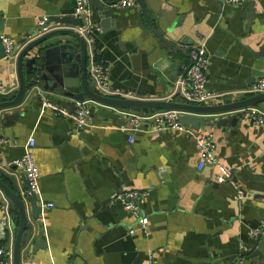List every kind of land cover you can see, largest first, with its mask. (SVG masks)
Masks as SVG:
<instances>
[{
    "label": "crops",
    "instance_id": "obj_1",
    "mask_svg": "<svg viewBox=\"0 0 264 264\" xmlns=\"http://www.w3.org/2000/svg\"><path fill=\"white\" fill-rule=\"evenodd\" d=\"M136 1V7H113L111 22L92 19L97 58L108 68L115 92L111 97L186 103L177 82L191 63L193 45L203 46L209 62L205 86L212 98L207 105L255 95L248 90L264 75V55H254L264 42V0H247L239 6L224 0H143L146 18ZM251 1L255 18L247 21ZM73 5L74 0H0L4 22L0 34L21 48L40 34L28 35L38 28L40 18ZM138 17L147 34L136 26ZM60 27L65 26L49 29ZM12 61L0 59V86L16 90ZM23 72L38 97L29 96L0 111V181L19 196L26 189L21 170L8 163L23 155L30 138L39 172L40 214L33 219L26 208L28 228L20 264H25L26 252L37 241L44 247L36 248L32 264H148L150 254L153 264L236 260L264 264V227L255 239L248 234L264 221V201L252 199L264 197V125L254 126L229 113L184 114L204 119L226 116L229 121L219 127L187 125L186 131L160 132L149 120L133 130L128 113L143 115L158 109H115L91 102L89 125L76 134L71 119L39 111L43 95L70 111L68 99L38 86L32 79H38L36 73L25 68ZM87 81L92 88L88 73ZM254 106L264 111V102ZM231 116L238 117L236 123H231ZM203 132L213 134L218 158L234 168L235 179L247 191L241 206L230 182L215 181V166L197 169L195 139ZM127 190L148 191L138 201L140 214L147 219L146 233L138 230L136 219L119 201L111 199L113 193ZM5 200L11 215L14 209L0 193V221ZM46 202L53 206L44 207ZM13 224L12 235L0 225V242L13 244L14 218Z\"/></svg>",
    "mask_w": 264,
    "mask_h": 264
},
{
    "label": "water",
    "instance_id": "obj_2",
    "mask_svg": "<svg viewBox=\"0 0 264 264\" xmlns=\"http://www.w3.org/2000/svg\"><path fill=\"white\" fill-rule=\"evenodd\" d=\"M116 1L118 0H91L90 9L92 19L99 23H103L104 20L111 22L112 4ZM138 2L146 18L148 12L144 2L143 0H138ZM253 5L254 2L251 1L248 6L250 15L245 17L247 21L255 18ZM72 13L73 8L50 10L47 13L48 17L46 21L41 26L38 25V28H33L28 33V35L40 34L24 44L17 54V46L9 53L7 59L13 60L18 87L16 90H11L8 95L0 94V111L20 105L29 96L34 98L38 97V92L36 90L35 92L33 91V85L25 79L23 68L26 69L27 73H36L38 77V79H36L37 85H41L43 90L56 93L68 99L67 105L70 107V111L76 109L74 101L81 102L85 98L101 106L115 109L133 108L135 110L141 109L144 111L152 109L175 110L198 115H224L232 110L246 108L264 102V93L255 94L251 97L231 103H221L217 105H192L164 100L126 99L100 95L88 84L86 71V43L83 36L75 29L78 20L72 16ZM59 24H64L65 27L49 29L50 26ZM136 26L143 31L142 34L148 33L143 26L141 17H138ZM3 28L4 22L0 14V33ZM43 28H46V30H43ZM115 30L122 32V29ZM153 33L156 34V32ZM25 38L26 36L22 41ZM118 38H120V36ZM130 41L137 42L136 38H132ZM254 55H264V42L260 46L258 52H254ZM3 58L6 57L0 39V59ZM98 111L105 113L106 110L99 109ZM12 116L13 115L5 117ZM210 119L186 115L179 116L181 124L191 126L195 129H198L202 125L210 124H216V126L219 127L225 125L229 121V118L226 116ZM237 120V116H231L230 118L231 123H236ZM10 186L13 185L10 184ZM23 186L26 188L27 183ZM0 193L4 198L10 200L14 209L19 214V223L15 229L12 248V264H20L22 247L24 246V233L26 228H28L26 208L30 209L32 218L37 219L40 214V206L37 204L36 194L29 197L27 206L16 192L12 191L1 181ZM43 247L42 241L35 242L25 254V264H32L30 258L36 252V248ZM256 254H258V251ZM0 264H6V259L2 254H0Z\"/></svg>",
    "mask_w": 264,
    "mask_h": 264
},
{
    "label": "built area",
    "instance_id": "obj_3",
    "mask_svg": "<svg viewBox=\"0 0 264 264\" xmlns=\"http://www.w3.org/2000/svg\"><path fill=\"white\" fill-rule=\"evenodd\" d=\"M230 5H243L247 0H224ZM90 0H74L73 5V17L78 20L76 25L77 32L83 36L86 43V69L90 83L93 90L96 93L103 96H113L115 93L110 88L108 68L105 64L98 60L97 49L94 46V38L92 32L95 28L90 13ZM136 0H118L112 4L114 8L123 7H136ZM45 16L39 19L38 25H42L46 21ZM46 30V28H43ZM1 43L4 47L5 57L8 58L9 53L17 46V42L8 36L0 34ZM22 48V47H21ZM17 48V52L21 49ZM190 65L184 77L177 82V91L187 104L192 105H207L211 100L212 95L208 92L205 83L207 79V73L209 68L208 58L205 54V50L202 45H193L189 48ZM34 81L36 82L35 78ZM12 89H7L0 86V94L8 95ZM251 94L264 93V75L259 77L255 83L248 90ZM90 100H83L77 102L76 109L69 111L66 106L52 102L47 96L43 95L40 97V113L50 112L54 116H62L72 120L73 128L76 134H80L81 131L89 125L90 112H91ZM229 114L238 115L242 120L251 123L254 126L264 125V111L256 106H249L246 108L236 109L228 112ZM184 114L180 111L175 110H156L150 114H133L128 113L130 116V122L133 130L140 128L142 121L151 120L154 124L156 131H164L167 129H177L180 131H186L187 127L180 123L179 116ZM0 140H3L0 137ZM132 137H129V141ZM34 146V140L30 138L28 146L23 155L17 159L12 160L8 163L9 166H15L20 169L26 182L27 187L25 190L20 192V196L25 202L28 203V199L31 195L36 194L39 184V172L35 164L33 155L30 152V148ZM195 148L198 154L197 169L202 170L206 166L213 165L217 169V173L214 177L217 183L230 182L234 187L235 200L238 205H242V200L247 196V191L244 189L242 184L235 179V170L233 167L224 164L217 155V144L211 132L200 133L195 139ZM148 195L146 190H127L122 192H115L111 195L112 200L119 201L123 207L132 214L138 224V230L146 233L147 219L145 215L140 214V207L138 201ZM252 199L258 201H264V197H255ZM44 207L50 208L53 203L46 202L43 204ZM3 218L0 221V225L7 228L10 235L13 234L14 224L13 218L9 211L7 201L2 205ZM264 221L256 227L250 228L248 234L251 238L255 239L263 233ZM129 233L134 234L135 230L130 229ZM12 241L7 243L5 247L0 248V254L6 259V264H12ZM148 264H153L152 256ZM230 264H243L241 260H236Z\"/></svg>",
    "mask_w": 264,
    "mask_h": 264
},
{
    "label": "trees",
    "instance_id": "obj_4",
    "mask_svg": "<svg viewBox=\"0 0 264 264\" xmlns=\"http://www.w3.org/2000/svg\"><path fill=\"white\" fill-rule=\"evenodd\" d=\"M12 215H13V218H14L16 224L18 225V223H19V214H18V212L15 209H13ZM6 243H7V240L1 241L0 242V247H3V246L5 247L7 245Z\"/></svg>",
    "mask_w": 264,
    "mask_h": 264
}]
</instances>
